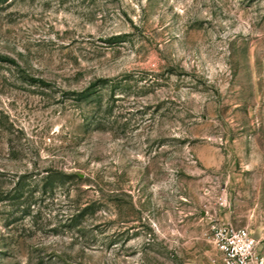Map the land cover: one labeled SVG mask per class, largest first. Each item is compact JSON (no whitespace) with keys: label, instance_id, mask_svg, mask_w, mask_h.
<instances>
[{"label":"rangeland","instance_id":"1","mask_svg":"<svg viewBox=\"0 0 264 264\" xmlns=\"http://www.w3.org/2000/svg\"><path fill=\"white\" fill-rule=\"evenodd\" d=\"M264 264V0H0V264Z\"/></svg>","mask_w":264,"mask_h":264},{"label":"built area","instance_id":"2","mask_svg":"<svg viewBox=\"0 0 264 264\" xmlns=\"http://www.w3.org/2000/svg\"><path fill=\"white\" fill-rule=\"evenodd\" d=\"M208 238L222 264H257L260 262L255 240L244 227L214 223L208 230Z\"/></svg>","mask_w":264,"mask_h":264}]
</instances>
